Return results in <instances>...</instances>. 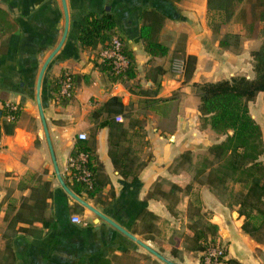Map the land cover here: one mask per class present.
I'll return each mask as SVG.
<instances>
[{
  "label": "crops",
  "instance_id": "1",
  "mask_svg": "<svg viewBox=\"0 0 264 264\" xmlns=\"http://www.w3.org/2000/svg\"><path fill=\"white\" fill-rule=\"evenodd\" d=\"M65 2L66 33L44 70L40 99L66 184L72 189L65 171L67 157L77 132L85 131L84 141L91 145L97 167L95 182L103 187L95 196L72 189L80 197L178 264H201V250L191 249L190 241L200 228L212 237L211 223L217 225L214 237L225 244L226 263L264 264V237L244 231V215L226 197L229 183L234 191L246 187L230 178L211 186L205 178L208 169L194 168L195 160L212 158L207 147L224 134L202 125L193 83L253 76L250 52L263 39L261 24L248 35L233 17L224 21L222 11L210 9L207 0ZM104 12L113 15L115 32L134 55L136 74L130 79L112 81L99 67L101 44L84 48L77 38L87 14ZM149 12L161 17L155 36L168 45L164 55H150L140 37ZM64 25L61 0H0V97L19 107L11 132L4 130L7 117L0 110V264H168L98 218L56 177L37 107L36 82ZM227 32L239 33L237 46L219 44ZM187 54L195 55L196 63L185 78L172 70V62ZM65 69L74 75L70 98L58 96L56 80ZM111 95L127 104L123 116L142 119L126 141L136 178L124 177L115 168L109 153L110 129L98 126L106 117L102 104ZM249 110L261 126L264 147V90L249 101ZM123 124L127 126L128 120ZM44 198L47 204L40 211L34 203ZM176 207L183 220L170 217Z\"/></svg>",
  "mask_w": 264,
  "mask_h": 264
},
{
  "label": "trees",
  "instance_id": "2",
  "mask_svg": "<svg viewBox=\"0 0 264 264\" xmlns=\"http://www.w3.org/2000/svg\"><path fill=\"white\" fill-rule=\"evenodd\" d=\"M207 5L210 9L222 11L224 21L233 17L235 21L242 24L248 35H252L260 24L259 31H264V0H207ZM161 23V17L156 12H149L147 20L140 27V37L145 50L150 55H164L168 51V45L158 41L155 36L156 26H160ZM114 24L113 15L110 12H104L98 16L87 14L77 33L80 45L84 48H95L97 44H101V48L108 46L113 34L116 33ZM238 41L239 33L227 32L219 39V44L237 46ZM123 52L128 59V64L121 72H115L112 64L106 59L101 60L99 64L100 69L105 71L112 81H124L136 74L132 51L124 45ZM250 53L253 59V76L239 74L215 81L193 83L200 99L198 109L202 125L214 132L224 134V138L207 147L212 158L204 157L198 171L203 172L208 169L205 176L206 182L214 187L223 185L228 178L243 183L246 190L239 191L235 200L239 215H244L242 228L250 235L262 239L264 237V160L261 154L264 147L262 129L250 113L249 101L254 99L259 91L264 90V36L259 47L251 50ZM184 61L183 73L184 77L188 78L195 67L196 56L187 54ZM58 96L62 98L59 93ZM0 99L6 100L1 97ZM126 108L127 104L121 100L120 96H109L102 104L106 117L98 122V126H108L110 129L109 153L115 168L124 177L131 175L132 178H136L137 167L132 169L129 164V149L126 141L129 133H135L133 125L139 124L142 119L126 114L127 126L123 122L116 121L114 114L122 113ZM0 110L5 115L11 112L7 107ZM14 121L15 119H7L3 122L6 132L13 130ZM91 148L84 139H78L70 154H75L79 150L88 153V166L92 170L93 185L87 187L73 174L72 178H69L70 185L76 193L81 194L84 190L87 195L95 196L97 193L99 195L103 184L95 182L97 167ZM186 153L183 152L182 155L185 156ZM49 195L51 192L48 193ZM46 204L45 198L34 203L40 211H43ZM208 227L212 234L210 238H213L217 225L211 223ZM206 240L205 231L202 228L198 229L190 241L191 249L202 250ZM226 264L240 263L230 260Z\"/></svg>",
  "mask_w": 264,
  "mask_h": 264
},
{
  "label": "built area",
  "instance_id": "3",
  "mask_svg": "<svg viewBox=\"0 0 264 264\" xmlns=\"http://www.w3.org/2000/svg\"><path fill=\"white\" fill-rule=\"evenodd\" d=\"M124 41L116 32L113 34L110 44L101 48L99 57L101 60L106 59L112 64L115 72H121L128 64V59L123 52ZM185 61L183 58H175L172 62V70L176 74L184 72ZM58 93L64 98H70L74 93V75L73 72L65 69L57 78ZM0 107H7L11 110L6 115L8 120L16 119L18 114V105L9 101L0 99ZM116 121L122 122L124 116L121 112L114 114ZM87 134L85 131L77 132V139H85ZM88 153L79 150L75 154H69L65 166V171L70 178L74 175L75 178L83 182L87 187L93 185L92 170L88 166ZM73 174V175H72ZM78 219V217H76ZM201 264H226V247L225 244L218 238H207L204 248L200 252Z\"/></svg>",
  "mask_w": 264,
  "mask_h": 264
},
{
  "label": "water",
  "instance_id": "4",
  "mask_svg": "<svg viewBox=\"0 0 264 264\" xmlns=\"http://www.w3.org/2000/svg\"><path fill=\"white\" fill-rule=\"evenodd\" d=\"M61 2H62V7H63V11H64V17H65V25H64L63 35H62V38H61L60 42L50 52V54L47 56V58L45 59V61L42 64V66L40 67V70H39V73H38V77H37V82H36L37 107H38L39 116H40V119H41V122H42L44 134H45V137H46V140H47V143H48L49 152H50L51 160H52V163H53V166H54V170H55V173H56V177L58 178V180H59L60 184L62 185V187L64 188V190L71 197H73L75 200H77L78 202H80L81 204H83L84 206H86L88 209H90L92 212H94L98 216V218L99 217L100 218H104L106 221H108L114 227H116L117 229H119L121 232H123L124 234H126L127 236H129L130 238H132L133 240H135L136 242H138L140 245H142L143 247H145L146 249H148L152 253L156 254L157 256H159L160 258H162L163 260H165L168 264H178L177 262H174L172 260H169L166 257H164L163 255H161L158 251H156L151 246H149L148 244H146L143 240H141L140 238H138L137 236H135L133 233H131L129 230H127L125 227H123L121 224H119L114 219H112L111 217H109L108 215H106L104 212H102L99 208L94 207L92 204H90L85 199H83L82 197H80L78 194H76L66 184L64 178L62 177V174H61V172H60V170L58 168V164L56 162L54 149H53V146H52V143H51L48 126H47V123H46V119H45L44 111H43V106H42L41 99H40V86H41V79H42L44 70H45L46 65H47L48 61L50 60V58L58 50V48H59V46H60V44L62 42V39L64 38L65 33H66V27H67V23H68V13H67V7H66L65 0H61Z\"/></svg>",
  "mask_w": 264,
  "mask_h": 264
},
{
  "label": "rangeland",
  "instance_id": "5",
  "mask_svg": "<svg viewBox=\"0 0 264 264\" xmlns=\"http://www.w3.org/2000/svg\"><path fill=\"white\" fill-rule=\"evenodd\" d=\"M263 31V30H262ZM41 120V119H40ZM128 119L124 116V119H123V123L124 122H126ZM203 163V160L202 159H199V160H195V162H194V168L196 169V170H198V168H200V166H201V164ZM229 186H231L230 188V191H228V192H226V193H228L227 194V199H228V201L229 202H231V201H235L236 199H237V197H238V195H237V193L239 192V191H241V190H244L245 188L241 185V187H240V189H238V190H236V191H234V186L231 184V183H229V185H227V187H229ZM196 209H197V207L196 206H194V208H193V210L194 211H196ZM179 209L176 207L175 208V211L174 212H171V214H170V217L172 216V217H178V218H181L182 220H183V217H181L180 216V214H179V212H180V210L178 211ZM202 216V218H203V220H205V216L204 215H201Z\"/></svg>",
  "mask_w": 264,
  "mask_h": 264
}]
</instances>
